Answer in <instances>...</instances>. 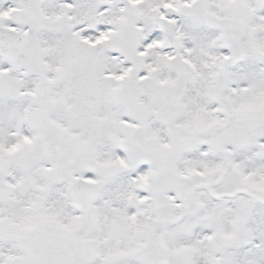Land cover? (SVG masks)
<instances>
[{"label": "snow or ice", "instance_id": "1", "mask_svg": "<svg viewBox=\"0 0 264 264\" xmlns=\"http://www.w3.org/2000/svg\"><path fill=\"white\" fill-rule=\"evenodd\" d=\"M0 264H264V0H0Z\"/></svg>", "mask_w": 264, "mask_h": 264}]
</instances>
